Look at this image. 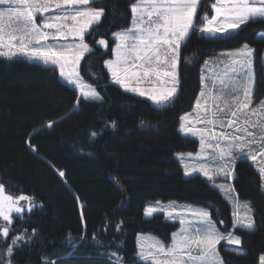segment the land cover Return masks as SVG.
<instances>
[{
	"label": "trees",
	"instance_id": "16d2710c",
	"mask_svg": "<svg viewBox=\"0 0 264 264\" xmlns=\"http://www.w3.org/2000/svg\"><path fill=\"white\" fill-rule=\"evenodd\" d=\"M132 2L102 0L105 14L93 34L86 37L87 42L104 39L108 51L113 44L110 34L128 24ZM209 2L204 0L198 14L211 12ZM260 33H264V24H250L227 47L193 35L182 48L179 95L164 108L110 84L103 68V49L96 44H91L93 53L86 58L91 63L82 61V75L103 98L81 100L77 107H73L75 91L65 86L56 71L26 61L0 60V180L8 191L35 197L37 204H43L32 213L24 212L23 219L14 216V230L28 234L37 230L33 241L15 252V264H44L45 257L49 261L60 259L61 264H109L107 251L114 245L94 247V232L106 245L123 239L121 255L125 264H133L137 234L167 238L172 232L171 223L160 215L144 218L145 205L156 200L204 207L211 204L210 215L218 228L229 231L230 207L218 191L202 178H184L177 165L174 154L194 151L197 145L193 138L179 133L178 123L198 91L201 62L211 54L248 43L255 49L257 92L263 93L259 60L264 54V39H258ZM48 121L54 122L53 127L45 126ZM112 121H116L114 129L105 127ZM92 131L101 134L92 140ZM59 171L65 173L63 178ZM236 172L232 185L241 201L251 202L255 228L234 229L242 238L244 255L222 245L220 252L224 264H258L264 254V192L259 174L247 160L238 163ZM80 204L84 205L86 226L80 222ZM106 218L107 229L103 227ZM121 220L123 233H117L115 225ZM220 220L225 223L220 224ZM81 233L86 236L84 244L67 247L68 235L78 239ZM10 238H0V249Z\"/></svg>",
	"mask_w": 264,
	"mask_h": 264
},
{
	"label": "snow or ice",
	"instance_id": "6c2138e0",
	"mask_svg": "<svg viewBox=\"0 0 264 264\" xmlns=\"http://www.w3.org/2000/svg\"><path fill=\"white\" fill-rule=\"evenodd\" d=\"M201 2L133 0L130 25L112 33L111 58L104 61L110 83L157 108L170 106L179 95L181 50L193 35L206 43L227 47L239 39L246 26L264 24V0H210L211 12L198 14ZM105 8L102 0H0V60L26 61L58 71L65 86L76 93L73 107L79 106L81 100L100 101L103 97L96 86L82 75V61L91 63L86 58L93 48L86 37L101 23ZM258 39H264V33ZM98 44L109 47L104 39ZM254 54L255 49L244 43L205 60L201 91L192 112L180 117L178 129L184 136L198 138L200 149L195 154H176L183 175L196 178L195 174H199L218 189L232 207V228L245 231L254 230L255 220L251 202L241 201L232 185L239 162H252L264 192V100L253 106ZM206 70L208 76L204 75ZM53 123L48 121L45 126L51 128ZM200 124L204 126L197 127ZM105 127L114 129L116 121ZM100 134L92 131L89 138L94 140ZM59 176L63 178L65 173L59 171ZM210 207L211 204L180 205L176 201L164 204L159 200L145 206V218L163 212L166 220L178 221L179 228L172 232L169 243L152 235L137 234L133 264H223L217 250L221 241L236 255H244L242 238L234 231H220ZM36 208H43V204H37L35 197L15 196L0 180V238L11 237L0 249V264H15V252L37 235L35 228L31 234L14 230L13 214L23 219L25 210L32 213ZM80 209V222L86 226L83 204ZM224 223L220 220V224ZM103 227H109L107 218ZM115 230L123 233L122 220ZM14 231L16 234H12ZM91 239L97 248L114 245L107 251L109 264H125L120 251L123 239L108 241L106 245L96 232ZM85 241L83 233L78 239L69 234L66 245L75 249ZM44 264H61V260L49 261L45 257ZM259 264H264V254L259 256Z\"/></svg>",
	"mask_w": 264,
	"mask_h": 264
},
{
	"label": "rangeland",
	"instance_id": "374dc122",
	"mask_svg": "<svg viewBox=\"0 0 264 264\" xmlns=\"http://www.w3.org/2000/svg\"><path fill=\"white\" fill-rule=\"evenodd\" d=\"M203 4H204V0H202V2H201V4L198 6V10H199V8L201 7V6H203ZM129 13H130V5H129ZM129 21H128V24H127V26H129L130 25V22H131V13H130V15H129ZM126 26V27H127ZM119 30H121V29H119ZM119 30H116V31H119ZM116 31H114V32H116ZM113 33V32H112ZM112 33L110 34V38L113 40V37H112ZM261 34V33H260ZM260 34H258V37L260 36ZM196 38H198L197 36H195ZM91 44H96V46H98V47H101V49H103L102 50V52H104V60H103V68H104V61L106 60V59H109V58H111V47H113L114 46V40H113V44H112V46L108 49V51H105V50H107V49H105L104 47H102V46H100L99 44H98V42L96 41L95 43H92L91 42ZM90 43H89V45H90V47H92V45H91ZM223 51H226V50H223ZM223 51H220V52H217V53H214L213 55L211 54V56H209V57H206V58H204L203 60H202V64H201V66H200V73H199V88H198V91H197V93L195 94V97H194V100L192 101V104H191V107H190V109L189 110H187V111H185L184 113H182L181 115H180V117L182 116V115H185L186 113H191L192 112V110H193V107H194V105H195V102H196V98H197V96L199 95V93H200V91H201V81H200V77H201V74H202V68H205V60H209L210 58H213V57H217V56H219V54L221 53V52H223ZM181 56H182V50H181V55H180V61H181ZM259 62H260V66H261V71H262V75H263V82L261 81V84H262V86H263V93H258L257 92V89H258V91H259V81H258V78H257V67H256V65L254 64V72H255V91H254V101H253V106H255L256 104H258L261 100H264V54H262L261 55V57H260V60H259ZM179 68H180V63H179ZM105 69V68H104ZM217 71H218V69H217ZM105 72H106V74H107V76L109 77V74H108V72H107V70L105 69ZM56 73H57V75H58V77H59V73H58V71H56ZM210 73L206 70L205 72H204V75H206V76H208ZM59 79H60V77H59ZM61 80V79H60ZM109 80H110V78H109ZM208 83H209V85L211 86V80H209L208 81ZM111 84V83H110ZM113 86H115V85H113ZM116 88L119 90V91H121L122 93H124L121 89H119L117 86H116ZM144 99V98H143ZM146 100V99H145ZM151 105H152V103L150 102V101H148ZM152 106H154V105H152ZM155 107V106H154ZM157 108V107H156ZM162 108H164V107H162ZM193 115H195V114H193ZM180 117H179V123H178V129H179V125H180V123H181V121H180ZM204 125H202V124H200V125H197V127H203ZM217 131H220V129L219 128H217L216 129ZM228 131H231V129H228ZM180 133V132H179ZM181 134V133H180ZM181 135H183V134H181ZM184 136V135H183ZM186 137H189V138H193L195 141H196V143H197V145H196V148H195V150L194 151H189V152H182V153H193V154H195L196 152H198L199 151V149H200V144H199V140H198V138H196V137H192V136H186ZM177 154V153H176ZM176 154H174V157H175V160L177 161V165H178V167H179V169H180V171L182 172V175H183V169H182V167H181V165H180V162H179V160H177L176 159ZM251 165H252V162L251 161H248ZM253 166V165H252ZM254 167V166H253ZM255 168V167H254ZM256 170V169H255ZM257 172V171H256ZM258 173V172H257ZM183 177L184 178H190V177H185L184 175H183ZM195 177H197V178H202V179H204L205 181H206V179L203 177V176H199V174H195ZM207 182V181H206ZM208 183V182H207ZM214 189V188H213ZM215 190H217L218 191V193L220 194V196L222 197V199L227 203V205H229V207H230V217H231V223H232V207H231V205L227 202V200H225V198H224V196L221 194V192L218 190V189H215ZM10 192V191H9ZM11 194H13V195H15V196H19V195H21V194H15V193H12V192H10ZM157 201V200H156ZM162 203H164V204H167L169 201H161ZM177 202V204H180V205H183V204H192V205H194V206H196V207H204V206H202V205H199V204H196V203H192V202H179V201H176ZM23 203V202H22ZM150 203H152V204H154L155 203V201H153V202H148L145 206H147L148 204H150ZM25 212H27V210H25ZM154 215H160V217L161 218H163L164 220H166L165 219V217H164V214H163V212H160V213H156V214H154ZM13 216H16V214H13ZM143 216H144V214H143ZM145 218V217H144ZM146 219H148V218H146ZM166 221H169V223H171V225H172V232H174V231H176L178 228H179V223H178V221H171V220H166ZM1 223V222H0ZM218 227V226H217ZM219 229V228H218ZM220 230V229H219ZM221 231V230H220ZM228 231V230H227ZM227 231H225V232H227ZM229 231H234V229L233 228H231ZM172 232L171 233H169V235H168V237L167 238H163V237H160L159 235H157V234H152V233H141V234H143V235H152V236H155L156 238H158V239H161L162 241H164L165 243H169L170 241H171V234H172ZM222 232H224V231H222ZM236 234V233H235ZM237 235V234H236ZM2 240H4L5 238H1ZM220 245H222L224 248H226V249H228L230 246H228V245H226V242H224V241H221V243L219 244V245H217V250L220 252ZM135 250H136V238H135ZM220 254H221V252H220ZM262 255V254H261ZM221 258H222V254H221ZM222 261H223V258H222ZM223 264H224V261H223ZM258 264H259V259H258Z\"/></svg>",
	"mask_w": 264,
	"mask_h": 264
}]
</instances>
